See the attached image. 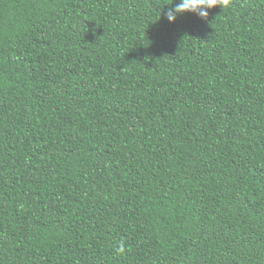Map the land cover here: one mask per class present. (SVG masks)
<instances>
[{"label":"trees","instance_id":"obj_1","mask_svg":"<svg viewBox=\"0 0 264 264\" xmlns=\"http://www.w3.org/2000/svg\"><path fill=\"white\" fill-rule=\"evenodd\" d=\"M178 2L0 0V264H264V0Z\"/></svg>","mask_w":264,"mask_h":264},{"label":"clouds","instance_id":"obj_2","mask_svg":"<svg viewBox=\"0 0 264 264\" xmlns=\"http://www.w3.org/2000/svg\"><path fill=\"white\" fill-rule=\"evenodd\" d=\"M231 0H179L174 8H170L165 16L169 22H174L178 15L184 13H193L202 19L208 17V10L219 6L221 9L229 7ZM117 254L123 255L126 251V246L123 241L117 242L115 248Z\"/></svg>","mask_w":264,"mask_h":264}]
</instances>
